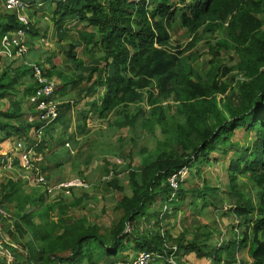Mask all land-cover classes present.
I'll return each instance as SVG.
<instances>
[{"label": "trees", "instance_id": "trees-1", "mask_svg": "<svg viewBox=\"0 0 264 264\" xmlns=\"http://www.w3.org/2000/svg\"><path fill=\"white\" fill-rule=\"evenodd\" d=\"M5 1L0 0V40L24 30L25 54L29 52L33 58L38 51L32 42L38 35V25L31 19L35 13L50 17L59 41L66 23L75 21L82 26L65 54L73 71L64 72L51 58L44 62V75L59 81L56 100L60 104L57 119L43 127L39 138L35 135L42 123L28 121L36 116L34 106L28 101L30 107L26 110L22 105L26 95L34 93L31 66L40 64L27 62L25 54L15 56L14 51L11 58L0 55V102L8 101V108L0 110V143L21 139L36 158L41 157L42 162L35 165L49 182V176L62 165L58 150L51 147L55 142L53 133L69 122L67 115L77 103V99L62 100L83 83L85 88L77 91L90 99L86 102L89 108L77 113L82 125L67 132L71 140L87 133L90 113L97 119H106L112 112L117 116L113 122L117 129H140L150 134L158 129L163 137L138 168L129 169L128 192L117 179L115 166L105 168L103 178L110 171L113 175L101 181L120 194L115 211L121 213L107 237L98 233L96 224L88 225L86 217L65 218L69 208L82 203V197L69 202L56 196L54 204L45 205L43 213L48 196L41 188L42 194L35 189L27 192V182L20 179H7L1 184V227L7 219L4 206L14 209L5 232L15 246L4 244L13 264H132L138 252L165 256L175 264H182L191 254L212 264H264V0H19L27 6V25L20 23L14 12L4 9ZM174 21L192 36L188 47H193L199 33L220 34L215 43L206 42L208 53L215 59L221 50L230 48L237 57L235 66L230 69L215 65L213 73L199 76L186 62L190 56L170 46L169 31ZM41 34L45 37L46 29ZM78 47H83L82 54L94 55L90 66H84L77 56ZM16 58L22 59L17 67ZM214 61L209 60L216 64ZM230 71L244 79H232L231 88L223 80ZM26 77L32 80L33 87L23 82ZM164 101L167 104L162 106ZM143 102L148 106L147 112L138 105ZM134 106L135 112L131 113ZM27 112L31 113L28 119ZM237 131L241 136L236 142L245 141L241 145L233 141ZM249 137H253L250 144L246 142ZM229 153V191L225 194L232 206L224 211L226 205L218 188L205 179L200 186L190 179L195 174L199 177L200 168L216 162L217 156L226 157ZM190 167L195 169L192 174ZM183 170L188 172L187 177L178 176L177 187L171 186L169 178ZM238 175L245 176L252 186L240 189ZM74 189L84 188L70 190ZM187 193L192 197L193 216L201 208L211 207L220 218H227L231 227L225 233L226 240L211 245L209 239L218 228L208 226L190 240L185 239L187 231L173 239L162 230L159 223L177 213L176 207ZM28 206L36 209L29 210ZM164 206L174 207V213L162 212ZM155 216L158 219L149 229L140 228L149 225ZM168 241H172V247ZM240 250H244L246 260L238 257ZM129 251L135 254L131 259L126 256Z\"/></svg>", "mask_w": 264, "mask_h": 264}, {"label": "rangeland", "instance_id": "rangeland-1", "mask_svg": "<svg viewBox=\"0 0 264 264\" xmlns=\"http://www.w3.org/2000/svg\"><path fill=\"white\" fill-rule=\"evenodd\" d=\"M0 7L2 8V3H0ZM34 22V25H38L37 36L32 39L34 41V48L38 47L37 53H35V58H33L30 53L23 55L27 62H35L37 61L39 66L43 68H47V65L44 63L47 61V58H51V62L56 66H59L63 69L64 72H71L74 70L72 64L67 61L65 58V54L68 51L71 42L76 41L77 39V31L80 30L82 23L79 22H68L63 26L65 32L62 33L61 41H59V35L56 34L53 24L50 21V17L45 15V18L42 17L41 12H37L31 18ZM176 21V20H175ZM172 24L170 29V37L171 42L170 46L172 48H176L179 50H183L184 56H190V60L186 62L191 66L193 71H195L199 76L204 78L208 76L209 73H213L215 69V65L224 66L225 68H233L237 62V57L233 53V50L230 48L223 49L220 51L217 58L213 59V57L208 53V46L206 45L207 41H211L213 44V40L220 38V34H216L211 36L209 33H199L197 35V40L193 47H188L191 43L192 36L188 35V33L181 28V26L175 22ZM46 29V36H42L43 30ZM42 38V39H41ZM28 43V41H27ZM82 48L78 47L75 52L77 56L84 62V66H90L89 60L94 55H84L82 54ZM100 54L96 55V58H99ZM34 59V60H33ZM209 60H215L216 64H212ZM15 66L20 65L22 63V59L16 58ZM3 63V62H2ZM8 63V61H5ZM36 64V63H34ZM232 79L244 80L241 76H239L235 71H230L224 78L230 88L233 86ZM86 86L85 83L79 86L75 92L69 94V97H65L63 102L75 100L77 99V103L74 102L73 112L67 115V118L70 119L69 122L56 128V132L53 133V137L55 142L51 143V147L58 150L59 160L62 163L61 167L56 169L50 176L49 184L51 186H55L58 182H71L75 180L84 179L87 188L84 189H74L71 191L69 196L65 197V201H72V198L82 197L83 201L80 205L75 208H69V211L65 213V218L68 220H74L79 217H86L87 224L93 225L96 224L99 228L98 233L103 236H108L109 229L112 227L113 221L117 220L121 213L115 211V206L117 204V200L119 199V195L114 190L109 189L105 184L101 181L105 168H112L109 166L110 164L115 166V169L118 171L117 179L120 180L122 185L125 188V191L128 192V188L126 186V175L131 168H138L140 166L141 160L149 153L154 152V148L156 142L162 140L158 129H155L153 134L148 132H143L140 129H137L135 132H130L128 129H117L113 122L117 116L114 112L110 113L106 119H97V116L94 113H90L87 120L86 130L87 133L81 134L77 136L74 140H71L67 135L74 131V127L77 124L82 125L81 121H77V113L80 110L87 111L89 106L86 105V102H89L88 97H84V93L78 95V89H84ZM228 90L226 93H229ZM57 98V96H56ZM220 98V97H218ZM173 104L172 102H170ZM162 106L167 104L166 101L161 103ZM140 108L144 111H148V106L146 102L138 104ZM24 109H29V104L25 100L23 105ZM8 108V101L4 100L0 102V110H6ZM135 112V106L132 108L131 113ZM169 114L172 115V112L169 111ZM169 119H172L167 114ZM177 120L181 122V118L177 117ZM240 132L237 131L236 135L233 137V141L240 139ZM253 137H249L247 139V143H252ZM244 140V139H243ZM60 142V143H58ZM245 141L239 140L236 142L241 145ZM144 149L145 152L142 153L141 150ZM229 156L226 157H216V162H211L210 165H205L200 168V176L197 177L196 174L191 177L192 184L201 185L202 179L207 180V183L210 186H214L219 189V193L221 194V198L223 203L226 205V208L229 210L232 206L228 201V197L225 192L229 191V178L227 165L229 161ZM37 161L40 164L42 162L41 157H37ZM129 166V167H128ZM18 171V172H17ZM14 172L15 176H18L21 172L17 170ZM192 171H195L194 168H189V173L192 174ZM12 173V172H11ZM81 173V175L79 174ZM196 173V172H195ZM188 172H183V177H187ZM11 174L7 171H4L0 168V186L4 184V182L9 179ZM14 180H17L15 177ZM19 180V179H18ZM237 181L240 189L243 187H251L252 184L247 180L245 176L238 175ZM50 186V187H51ZM185 189L188 188L187 185L183 184ZM37 190L39 194L41 193L40 188L36 187L32 183H26L24 190ZM254 196L255 192L250 193ZM57 194H51L50 196H46L44 207H42V212L44 213L46 210L45 205H53L56 200ZM172 198L174 194H171ZM185 200L182 204L176 207L177 213L175 215H171L166 221H162L159 223L162 230H166L168 235H170L173 239H175L181 232L187 231L188 233L185 236V239L190 240L193 237V234L196 232H202L203 226H208L211 229L218 228L217 231L210 237V241L212 240L211 245H218L221 240H226V232L230 229L231 225L227 221L226 217L220 218L218 214L215 212L216 210H212V208H205L198 214L193 216V205L192 197L189 193L185 195ZM171 199V198H170ZM191 199V200H190ZM190 200V201H189ZM83 204V205H82ZM158 203L154 204V207H157ZM201 206V203L198 204V209ZM4 208L7 210V213L3 212L6 215L7 219L2 224L0 229L2 239L0 238V244L3 247V240L15 246L14 243L11 242L10 238L7 236L5 232V227L9 225L11 222H8L9 215L14 212V209L10 205H5ZM27 209L35 210V207L28 206ZM155 210V208H153ZM168 210L169 213H174V207H162V212ZM227 210V211H228ZM226 211V212H227ZM56 215V211H54ZM57 216V215H56ZM158 217H154L150 220V224H143L140 226L142 230H147L150 228V225L156 221ZM12 220V218H10ZM11 225V224H10ZM129 230V229H128ZM169 246L172 244V241H168ZM172 247V246H170ZM16 249V248H14ZM13 249V250H14ZM15 251V250H14ZM21 253V252H20ZM6 252L4 250H0V264H3L5 261ZM134 252L129 251L126 253L127 259H131L134 256ZM190 257H194L195 255L191 254ZM246 254L244 250H240L238 253V257H242L246 260ZM187 258V257H186ZM157 260L163 264H175L171 258H167L165 256H158ZM195 260V259H193ZM192 260V261H193ZM248 260V259H247ZM212 264L210 260L203 259L202 261H197L193 264ZM5 264V263H4ZM152 264H157L153 262Z\"/></svg>", "mask_w": 264, "mask_h": 264}, {"label": "built area", "instance_id": "built-area-1", "mask_svg": "<svg viewBox=\"0 0 264 264\" xmlns=\"http://www.w3.org/2000/svg\"><path fill=\"white\" fill-rule=\"evenodd\" d=\"M3 6L6 11L14 12L20 23L23 25L28 24L26 5L19 0H6ZM26 39V32L22 29L17 30L13 35H4L0 40V55L11 58L13 55L12 51H14L15 56L25 54L27 51ZM31 67L34 93L28 98V101L35 108V120L42 123L35 135L39 138L43 127L52 124L57 119L60 103L56 100L57 83L55 80L49 79L44 75L45 72L42 66L32 65ZM2 145L3 143H0V151L3 149ZM36 162L37 158L34 151L31 148H26L21 139L10 141L7 149L0 153V168L11 174L9 179H15L16 177L17 180L20 179L24 182L32 183L36 187L41 188L42 192L46 193L47 196L56 193L57 196L67 197L71 193V188H87V185L79 180L58 182L57 185L51 186L45 174L35 165ZM17 170L21 173L18 176L13 175ZM184 171L186 172V170H183L169 178L168 181L171 186L177 187V178L179 176L182 179ZM112 175L110 171L103 180H109ZM0 250H3L1 244ZM157 257L158 255L153 253L138 252L132 264H152L157 260ZM12 263L13 257L7 253L6 264Z\"/></svg>", "mask_w": 264, "mask_h": 264}, {"label": "crops", "instance_id": "crops-1", "mask_svg": "<svg viewBox=\"0 0 264 264\" xmlns=\"http://www.w3.org/2000/svg\"><path fill=\"white\" fill-rule=\"evenodd\" d=\"M25 42H26V40H25ZM33 42V44H34V41H32ZM30 63H31V61H29ZM21 64V63H20ZM14 66H15V64H14ZM17 66H19V65H17ZM17 66H15V67H17ZM53 80H55V82L57 83V86L59 85V81H58V79H53ZM23 82L26 84V85H29V86H32V80L29 78V77H26V79L25 80H23ZM33 87V86H32ZM23 87H21L20 89H22ZM28 95H26V101L28 102ZM31 116V113L30 112H27L26 113V116H25V118L26 119H28L29 117ZM32 118V119H31ZM30 119H28V121H32V120H35V117L33 116V117H31ZM14 140H16L15 138H10V139H8V140H6L5 142H3V149L0 151V153L2 152V151H4V150H6L7 149V147H8V143L10 142V141H14ZM10 144H12V143H10ZM16 172V171H15ZM14 175V174H13ZM5 215V214H4ZM0 229H1V226H0ZM0 238L2 239L3 237H2V235H1V231H0ZM3 250H4V252H6V254L7 253H9L10 254V252L8 251V249H6L5 247H4V244H6V245H10V246H13V245H11L10 243H8V242H6V241H4L3 240ZM193 259H195V260H193ZM5 260H6V255H5ZM193 260V261H192ZM194 261L195 262H197V261H202V260H198L195 256L192 258V257H190L189 255L187 256V258H185L184 259V261H182V264H193L194 263ZM157 264H163V263H160V261H157L156 262ZM5 264H6V262H5ZM13 264V263H12ZM201 264V263H200Z\"/></svg>", "mask_w": 264, "mask_h": 264}]
</instances>
